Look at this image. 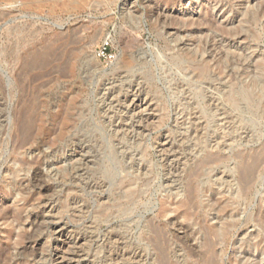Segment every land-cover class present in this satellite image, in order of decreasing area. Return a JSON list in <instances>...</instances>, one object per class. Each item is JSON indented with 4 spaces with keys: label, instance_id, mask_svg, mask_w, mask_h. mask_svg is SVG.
I'll return each mask as SVG.
<instances>
[{
    "label": "rangeland",
    "instance_id": "obj_1",
    "mask_svg": "<svg viewBox=\"0 0 264 264\" xmlns=\"http://www.w3.org/2000/svg\"><path fill=\"white\" fill-rule=\"evenodd\" d=\"M53 1L0 0V264H264V0Z\"/></svg>",
    "mask_w": 264,
    "mask_h": 264
},
{
    "label": "bare ground",
    "instance_id": "obj_2",
    "mask_svg": "<svg viewBox=\"0 0 264 264\" xmlns=\"http://www.w3.org/2000/svg\"><path fill=\"white\" fill-rule=\"evenodd\" d=\"M4 1H7L8 2V6H9V8H10V10H12V11H17V12H21V11H26V12H31V13H34V12H36V8L37 7H39L40 5L42 6H45L44 4H39V2H37V0H4ZM244 3H243V5H244V7H246V8H250L251 7V0H242ZM84 2H85V0H83L82 2L80 1H75V0H54L53 2H49V3H47L46 4V6L47 7H49V15H51V14H54V13H56V11H58V10H64V11H68L69 9H76L77 7H82V5L84 4ZM38 3V4H37ZM261 3V2H260ZM254 5V4H253ZM253 5H252V7H253ZM261 8H262V10H263V12H264V3L262 4V6H261ZM250 13V12H249ZM244 14V13H243ZM245 14H246V11H245ZM3 15V14H2ZM1 15V16H2ZM4 16H5V14H4ZM246 16V15H245ZM190 20H192L191 18H190ZM193 22H194V20H192ZM236 21V20H235ZM241 21V22H240ZM239 23V25H235V26H237V28H241V30H239V29H236V27L233 25V23L234 22H227L225 25H223V26H221V28L223 29H221L220 28V30H222V31H224V33H225V35H227V36H229V37H232L233 39H236V40H238L239 39V37H240V39L242 38V37H248V33H247V29H244L243 27H244V23H245V21H243V20H239L238 21ZM229 25V26H228ZM231 25V26H230ZM233 25V26H232ZM223 33V34H224ZM20 34V30L19 29H14V30H8L7 31V36H12V37H17V35H19ZM99 37V33L98 32H95L94 33V35H93V38H92V40H94L95 41V39L96 38H98ZM71 38V37H70ZM235 42V41H234ZM198 43H200V41H198ZM237 43H238V41H237ZM206 44L207 43H205V42H203V44H202V47H203V49H201L202 47L201 46H199V48L198 49H196L197 47H198V45H197V47L195 48V47H193V48H191L190 47V45H187V44H185V43H182L180 46H181V50H182V58H179V57H174V56H172V58H171V60H170V62H171V64H169V65H175L176 63H187L182 69L184 70V71H187V73H191V74H193V75H195L196 77H199V78H202L203 76H205V74L211 69V67L213 66V64H215V67L216 68H220L221 66H220V59H218V58H216L215 56H212V55H209V56H207V57H204L203 56V54H204V49H205V46H206ZM100 45V44H99ZM240 45V44H239ZM216 46V45H215ZM243 46V45H242ZM208 47V46H207ZM231 48H229V51L228 50H225L224 49V51H228V52H230V53H233V55L237 58V57H241L242 56V54H241V52H238L237 51V48L236 47H234L233 45L232 46H230ZM98 48V47H97ZM41 50V49H40ZM97 50V49H96ZM226 52H224L225 54H226ZM253 53V51L251 50L250 51V53ZM95 53H96V51H95ZM224 53H222V55H224ZM245 54H243V56H244ZM221 56V55H220ZM222 57V56H221ZM244 57H246V55L244 56ZM244 57L242 58H240L241 60L242 59H244ZM30 63L31 64H35L36 62H40L41 64L44 62L43 60H44V54L42 53V52H38L37 51V53H34V54H32L31 55V57H30ZM48 62V61H47ZM210 62H212V65L210 64ZM259 65H261V63L259 62L258 64L257 63H252V69L253 70H257V68H259ZM121 68H123L122 66H121ZM27 69H29V68H27ZM118 68H116V70H117ZM119 69H120V67H119ZM126 69V68H125ZM62 70V69H61ZM127 70H129V68L128 69H126V71ZM28 71V70H27ZM120 71V70H119ZM123 71V70H122ZM243 72H247V67L246 68H244L243 69ZM120 74V73H119ZM18 76V75H17ZM35 78V77H34ZM22 79V78H21ZM123 81V80H122ZM252 84H254V81H252ZM131 102L133 103V104H140L141 102H142V100H139L138 98H132L131 99ZM136 104V105H137ZM152 116V115H151ZM30 123V122H29ZM19 124H21V123H19ZM23 124V123H22ZM32 125V124H31ZM22 126V125H21ZM21 128H19L18 129V131L20 130ZM22 129L23 130H21V132L23 133V135L25 136V133H27V130L25 129V127H23L22 126ZM31 132H32V130H31ZM30 133V132H29ZM22 135V136H23ZM28 135H30V134H28ZM27 137V136H26ZM25 137V138H26ZM24 138V139H25ZM24 139H22L21 140V144L19 143V144H16L15 146H14V152H15V150H16V148H18V146L19 147H22L23 146V144H25V143H23L24 142ZM27 140V139H26ZM256 157V156H255ZM201 163V162H200ZM256 164V163H255ZM255 170V165H254V163H253V165L251 164V166H249V168L246 170V172H245V179H246V182L247 183H249L250 182V178H251V176H252V174H253V171ZM35 171V170H34ZM37 173V172H36ZM242 179V178H241ZM190 187V186H189ZM190 190V189H189ZM189 194H190V196L191 197H189V198H192V199H194V197H195V190L194 189H192L190 192H188ZM165 200H166V198L165 199H163L162 201H161V209H162V215L163 216H165V214H167L168 212H169V209H167L166 208V206H164L165 205ZM188 200V199H187ZM189 203V202H188ZM189 207V206H188ZM192 208V207H191ZM189 210H191V209H189ZM191 212V211H190ZM187 215V214H186ZM46 220V219H45ZM152 226V225H151ZM157 226V225H156ZM62 231V230H61ZM57 233V232H56ZM59 233V232H58ZM62 233V232H61ZM64 234V233H63ZM31 235V234H30ZM66 235V234H65ZM59 236V235H58ZM69 237V236H68ZM164 237V236H163ZM62 238V237H61ZM60 238V239H61ZM71 239V238H70ZM59 240V239H58ZM68 240V239H67ZM65 241V240H64ZM74 241V240H73ZM69 242V241H68ZM216 242V241H215ZM69 244H71V243H69ZM209 244H210V242H209ZM74 245V244H73ZM76 245V244H75ZM59 246V245H58ZM65 246V245H64ZM71 246V245H70ZM164 248V247H163ZM59 250V249H58ZM66 250V249H65ZM138 250V249H137ZM58 252V256H57V258H56V260H58L57 261V263H63V262H65V263H69L70 262V258L68 257V256H66V252L67 251H65V253L64 252H62V251H57ZM73 252V251H72ZM136 254V253H135ZM139 254V253H138ZM80 256V255H79ZM77 257V256H76ZM79 258V257H78ZM136 259V258H135ZM74 261V260H73ZM166 261V260H165ZM203 261V260H202ZM208 263V262H207Z\"/></svg>",
    "mask_w": 264,
    "mask_h": 264
},
{
    "label": "built area",
    "instance_id": "obj_3",
    "mask_svg": "<svg viewBox=\"0 0 264 264\" xmlns=\"http://www.w3.org/2000/svg\"><path fill=\"white\" fill-rule=\"evenodd\" d=\"M96 54L98 57L108 59V60L113 58L114 54L112 53L110 49V41L105 40L101 42L96 50Z\"/></svg>",
    "mask_w": 264,
    "mask_h": 264
}]
</instances>
